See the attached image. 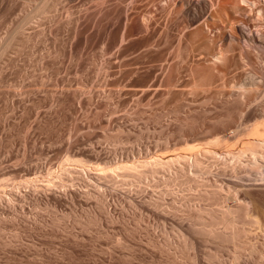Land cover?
Returning <instances> with one entry per match:
<instances>
[{
    "label": "rangeland",
    "instance_id": "rangeland-1",
    "mask_svg": "<svg viewBox=\"0 0 264 264\" xmlns=\"http://www.w3.org/2000/svg\"><path fill=\"white\" fill-rule=\"evenodd\" d=\"M185 1L0 0V264H168V252L185 259V250L192 257L197 251L205 264L228 257L225 263H238L230 245L219 251L207 241L212 246L190 244L193 251L188 247L183 253L178 221L189 208L191 213L236 203L196 197L208 183L238 189L249 185L256 192L264 184V163L257 170L241 164L233 169L227 158L229 166L223 169L224 161L213 158V163L206 155L203 165L206 161L211 166L205 163L203 178L195 174L199 180L190 175L189 183L197 180L193 185L184 180L189 172L171 178L174 169L172 174L165 168L170 176L162 169L158 177L142 180L124 176L126 183L124 177L111 183L73 171L70 181L55 184L51 179L47 191L40 187L65 163L102 167L124 158L134 163L201 147L223 154L241 138L251 137L241 129L264 118L259 114L264 47H251L238 30L257 34V43L264 42V0H190L191 11ZM217 53L221 58L214 61ZM246 79L255 85L247 84L252 89L237 97L235 85ZM218 137L221 141H215ZM162 176L173 180L165 182ZM31 179L39 186L29 185V191L26 181ZM202 181L207 185L198 186ZM249 213L239 222L249 220L238 224L247 228L246 249L250 246L245 254L250 255L244 257L254 264L249 248L259 244L264 251V217ZM177 214L183 216L176 220ZM250 218H260L259 223ZM153 239L165 248L155 241L154 252ZM204 255L210 259L205 261ZM190 256L184 264L193 261Z\"/></svg>",
    "mask_w": 264,
    "mask_h": 264
},
{
    "label": "bare ground",
    "instance_id": "bare-ground-1",
    "mask_svg": "<svg viewBox=\"0 0 264 264\" xmlns=\"http://www.w3.org/2000/svg\"><path fill=\"white\" fill-rule=\"evenodd\" d=\"M245 1V0H244ZM196 3H194V5H195ZM185 5H186V9L187 10H189V11H191V6H193V2H191L190 0H186L185 1ZM197 6V5H196ZM199 6V5H198ZM195 7V6H194ZM202 8V5L200 4V9ZM200 9H199V11H200ZM193 12V11H192ZM239 33H240V36H241V38H243L246 42H249V44L251 43V47H254V48H258V49H260V50H262L263 49V47H264V42H262V43H257V41H258V36H257V34H254V33H251V34H249L248 33V31H246L245 29H243V28H239ZM264 35V34H263ZM229 37L230 38H233V36L231 35V34H229ZM8 41V40H7ZM261 41V40H260ZM5 43H6V41H5ZM264 51V50H263ZM219 52H221V51H219ZM220 54V53H219ZM217 56H221V54L220 55H218V53H217V55H216V57ZM219 57H217L218 59H219ZM221 58V57H220ZM248 62V61H247ZM251 71V70H250ZM204 74V73H203ZM205 74H206V72H205ZM203 75V77L205 76V78H207L206 77V75ZM249 74H250V72H249ZM255 77V76H254ZM203 79V81H206L207 79H204V78H202ZM245 80V79H244ZM247 80V79H246ZM244 82V81H243ZM233 84V83H232ZM255 85V82H253L251 79L250 80H247V82L245 81L244 83H242L241 85L239 84V85H235V86H239L238 88H237V91L235 92L234 91V93H236L237 95V97H238V95H245L244 93H245V91L247 90L248 91V89L250 88V89H252L251 87H249L248 88V85ZM246 85H247V88H246ZM252 85V86H253ZM234 86V87H235ZM250 91V90H249ZM263 107L262 108H260L259 107V114L261 115V116H264V104L262 105ZM260 115L258 116V117H260ZM262 119V121H260ZM264 118H260L259 119V121L260 122H257V123H255V124H251L250 126H248V127H245V128H242L241 129V131L243 132V133H245L246 135H251V137H249V138H244V139H240L239 141H238V146L235 148V149H227V150H224L225 151V153L223 152V154H221L222 152H220L219 150H215V149H213V148H207V147H201V148H197V150L196 151H192V152H178V153H176V154H174V155H172V156H170V157H168V158H165V157H162V156H160V155H155L154 154V156H150L149 158H143V159H139V160H137V161H135L134 163L132 162H129V160H127V159H120L119 161H116V162H114V163H107L105 166H102V167H98V165L97 166H92V165H85L84 163H82V164H80V165H78V168L77 167H73V166H69V165H63L62 167H59L58 168V171H55L56 172V174H55V177H53V178H50V179H48L47 180V182H46V180L44 181V182H46V184H41L40 185V187H41V190H43V189H46V191L49 189V188H47L48 187V185H49V183L50 182H48V181H51V179H53L52 180V182L54 183L55 182V184H56V182H57V184L59 183V184H61V183H63V182H65V181H67L66 179L68 178L69 179V177L71 176V175H73V173H71V172H79V174H81V176L82 175H85L86 177H87V175L88 176H95V177H97V178H103L105 181H110L111 183L112 182H117V181H121V179L119 180V178L120 177H124V176H127V177H129V176H133L134 178H138V180H142L143 178L142 177H149V175L150 176H152L153 175V177H154V175H155V177H158L157 175L159 174V172L158 171H160V170H162V169H165V168H167V169H174L173 171H172V169H171V173L173 174V175H171V173L169 174V170L167 171V169H165L166 170V172H165V170L163 171V172H165L164 173V176H166V174L168 173L169 174V176L172 178V177H174L175 178V176L174 175H176V177H178V175L180 176V175H183V177H185L184 175H186L187 176V174H185L186 172L188 173H190L189 174V176H187L186 178H184V180H185V183H189V181H190V175L192 174L194 177H196L195 176V174L197 173V176L201 173V176H202V173H205L206 172V170L207 169H205V165L208 163V162H206L205 161V163H204V165H203V162H204V160L203 159H205V158H203L204 156H206L207 155V157L209 156L210 158H214V159H219V161L221 160L222 162L225 160V159H227L226 161H228V160H231L232 161V163H231V161L229 162L228 161V163H231V167H233V169H235V166L237 165H239V164H241L240 166H242L243 168H245V170L246 169H260V167L262 166V163H264V120H263ZM240 131V130H239ZM222 136V135H221ZM220 137V136H219ZM218 137V138H219ZM247 137V136H246ZM218 138H216L217 140H215V141H221L220 140V138L218 139ZM222 139V138H221ZM215 144H217V143H215ZM214 147V146H213ZM125 156V155H124ZM126 156H128V155H126ZM121 157V156H120ZM132 157V156H131ZM134 157V156H133ZM137 157H139V156H137ZM128 158V157H127ZM119 159V158H118ZM129 159V158H128ZM213 159V163H216L215 162V160ZM77 160V159H76ZM133 160V159H132ZM206 160H209V159H207L206 158ZM70 161H71V159H70ZM226 161H224L223 163H221L222 165L224 164L225 165V167H223V169H225L226 168V166H229V164H227V162ZM76 162V161H75ZM79 162V161H78ZM245 162V163H244ZM70 163V162H69ZM72 163V162H71ZM67 164H68V162H67ZM75 164V163H74ZM77 164V163H76ZM210 164V165H209ZM227 164V165H226ZM243 164V165H242ZM104 165V164H103ZM207 165H209V166H211V162L210 163H208ZM205 166V167H204ZM240 166H238V167H240ZM208 167V166H207ZM242 167H240V168H242ZM229 168V167H228ZM262 168L264 169V167L262 166ZM230 169V168H229ZM232 169V168H231ZM92 170H94L95 172H92ZM188 170V171H187ZM248 171V170H247ZM157 172H158V174H157ZM260 172V171H259ZM263 172V171H262ZM71 173V174H70ZM160 173H161V171H160ZM199 173V174H198ZM163 174V173H162ZM54 175V174H53ZM78 176V175H77ZM168 176V177H169ZM72 177V176H71ZM84 177V176H83ZM82 177V178H83ZM94 177V178H95ZM127 177H124L125 179H124V181H125V183H126V180H128V178ZM161 177V176H160ZM167 177V176H166ZM194 177H193V179H194ZM199 177V176H198ZM198 177H196V179H198ZM55 178H56V180H55ZM78 178H79V176H78ZM87 178H89V177H87ZM127 178V179H126ZM134 178H132V179H130L129 178V180H132V182H133V179ZM142 178V179H141ZM150 178H152V177H150ZM162 178L164 179V177L162 176ZM171 178H169V182L171 181V180H173V179H171ZM178 178H180V177H178ZM177 178V179H178ZM200 178H203V176L202 177H200ZM71 179V178H70ZM70 179H69V181H70ZM72 179H74V178H72ZM86 179V178H85ZM92 179V178H91ZM96 179V178H95ZM118 179V180H117ZM55 180V181H54ZM97 180V179H96ZM116 180V181H115ZM158 180V179H157ZM165 180V179H164ZM176 180V179H175ZM183 179L181 178V180L180 181H182ZM199 180V179H198ZM206 180V179H205ZM38 182L36 179H31V180H28V181H26L27 183H28V190H29V188L31 187V186H33V188H34V186H35V189H36V186H39V185H37L36 184V182ZM43 181V180H42ZM122 181H123V178H122ZM135 181L137 182V180L135 179ZM163 181V180H162ZM168 181H166L165 180V182H168ZM177 181H179V180H177ZM177 181H175V182H177ZM195 181H197V180H195ZM195 181H192L191 180V183H194ZM236 181V180H235ZM51 182V183H52ZM87 182H88V180H87ZM86 182V183H87ZM97 182V181H96ZM129 182H131V181H129ZM161 182V181H160ZM172 182V181H171ZM170 182V183H171ZM203 182V181H202ZM201 182V183H202ZM231 182V181H230ZM16 183V182H15ZM22 183V182H21ZM39 183V182H38ZM43 183V182H42ZM51 183H50V186H52L51 185ZM69 183V182H68ZM162 183V182H161ZM160 183V184H161ZM181 183H183V181L181 182ZM181 183H179V185L181 184ZM187 183V184H188ZM191 183H189V184H191ZM200 183V182H199ZM198 184V186L199 185H201L200 187H202V185L205 183V182H203L202 184ZM207 183V182H206ZM205 183V185H207ZM11 184V183H10ZM9 184V185H10ZM23 184V183H22ZM54 184V185H55ZM89 184H90V182H89ZM92 185H94L93 183H91ZM128 184H130V183H128ZM167 184V183H166ZM169 184V183H168ZM173 184V183H172ZM186 184V185H187ZM196 184H197V182H196ZM209 185H207L208 186V188L206 187V189H205V187H204V185H203V187H204V189L201 191V192H198L199 191V188L198 187H196V188H198V190H197V192L199 193V194H197V196L196 197H199L200 199L202 198V199H208V200H213L214 202H216L217 204H219V203H225L226 204V201L229 199V198H231L232 200L234 199L235 200V202L236 203H234V204H231V205H224V204H222V207H216L215 205V207L213 208L212 206V208H210V207H208V206H206V208H202L201 207V209H195L194 210V212H193V210L191 211V213H190V208L189 209H187V212H186V217L184 218V217H182L183 218V220L182 219H180V221H178L179 222V225H180V227L182 228V236H181V238L183 239V242L182 241H180L181 243H182V245H181V243L179 242V240H178V238H176L177 240H178V242H179V244H180V246H182V249L183 248H188V249H190V244L192 245V246H197L198 247V245L200 246L203 242H209V244H214L216 247H218V250H219V247H223V246H228L229 247V245L230 246H232L233 248L235 247L236 248V251H235V248H234V252H236V254L233 256L234 257V260L236 259L237 261H238V263L237 264H249L250 262H249V257H248V259L247 258H245L244 256L246 255L245 254V252H246V250L248 249V247L250 246V242L248 243L249 244V246L247 247V249H246V242H247V240H246V236H247V228H245L246 226H244L243 224L244 223H242L241 225H239L238 224V222H239V219H241L242 217H245L246 219L248 218L246 215H247V213H249V212H251V214H253L255 217L257 216H259L260 214H261V217H264V184H256L259 188H257V190H255V188H254V191H256V192H253L252 191V188H249L248 186H245V187H242V188H240V189H238V188H236V187H234L233 185H232V187L231 186H227L228 188H226L224 185H215V183H213V185H212V183H208ZM232 184V183H231ZM234 184V183H233ZM3 185H5V183L3 184ZM13 185L16 187V185L13 183ZM25 185V184H24ZM24 185H22V186H24ZM29 185H31V186H29ZM97 185H98V183H97ZM158 185H159V183H158ZM164 185V184H163ZM191 185H193V184H191ZM195 185V184H194ZM229 185V184H228ZM238 185H240V184H238ZM252 185H254V184H252ZM49 186V187H50ZM63 186V185H62ZM91 186V185H90ZM209 186H211V187H209ZM236 186V185H235ZM65 187H66V185H65ZM94 187V186H93ZM179 187V186H178ZM239 187V186H238ZM43 188V189H42ZM59 188V187H58ZM167 188H169V187H167ZM180 188V187H179ZM181 188H183V187H181ZM190 188H191V186H190ZM91 189H92V187H91ZM94 189H96V187L94 188ZM94 189H92V190H94ZM184 189V188H183ZM186 189V188H185ZM184 189V190H185ZM192 189V188H191ZM194 190H195V188H193ZM37 190H38V188H37ZM39 190H40V188H39ZM186 190H188V189H186ZM30 191V190H29ZM31 191H33V190H31ZM43 191H45V190H43ZM163 192H164V190H162ZM161 191V192H162ZM167 191H168V189H167ZM173 191V190H172ZM196 191V190H195ZM222 191H224V193L222 192ZM5 192H6V189H5ZM38 192V191H37ZM171 191H169V193H170ZM13 194H14V192H12ZM36 193V192H35ZM41 193H43V192H41ZM89 193V192H88ZM93 193V192H92ZM97 193V192H96ZM167 193V192H166ZM172 193V192H171ZM196 193V192H195ZM94 194V193H93ZM92 194V195H93ZM161 194V193H160ZM7 195V194H6ZM12 195V194H11ZM16 195V194H15ZM22 195V194H21ZM26 195V194H25ZM91 195V194H90ZM95 195V194H94ZM93 195V196H94ZM187 195V194H186ZM191 195V194H190ZM13 196V195H12ZM23 196V195H22ZM161 196V195H160ZM160 196H158V197H160ZM18 197H20V196H18ZM92 197V196H91ZM195 197V196H194ZM4 198V197H3ZM10 198V197H9ZM9 198H6L5 197V200L7 199H9ZM13 198V197H12ZM17 198V197H16ZM15 198V199H16ZM188 198V197H187ZM191 198V197H190ZM152 199V198H151ZM158 199V198H157ZM161 199V198H160ZM186 199V198H185ZM200 199H199V201H200ZM154 200V199H153ZM156 200V199H155ZM189 200V199H188ZM194 200H195V198H194ZM207 200V201H208ZM2 201V200H1ZM4 201V200H3ZM2 201V202H3ZM11 201V200H10ZM148 201V200H147ZM150 201V200H149ZM162 201V200H161ZM174 201V200H173ZM212 201V202H213ZM154 202V201H153ZM186 201H184V203H185ZM203 202V201H202ZM13 203V202H12ZM161 203V202H160ZM173 203H175V201L173 202ZM189 203V202H188ZM8 204V206H9V204H10V202L9 203H7ZM7 204H5V205H7ZM138 204H139V202H138ZM144 204H146V203H144ZM155 204H158V203H156V202H154L153 203V205L155 206V208H156V206L157 205H155ZM201 204V203H200ZM207 204V203H206ZM210 204V203H209ZM11 205V204H10ZM13 205V204H12ZM11 205V207H13ZM188 205V204H187ZM190 205V204H189ZM194 205H197L196 203L194 204ZM211 205H213V204H211ZM7 206V207H8ZM162 206V205H161ZM167 206V205H166ZM176 206V205H175ZM177 206H179V205H177ZM191 206V205H190ZM198 206V205H197ZM196 206V207H197ZM210 206V205H209ZM4 207V206H3ZM145 207V206H144ZM189 207V206H188ZM0 208H2V207H0ZM143 208V207H142ZM150 208V207H149ZM152 208V207H151ZM154 208V207H153ZM158 208H159V204H158ZM169 208V207H168ZM170 208H172V207H170ZM177 208V207H176ZM175 208V209H176ZM184 208V207H183ZM197 208H199V207H197ZM10 209H12V208H10ZM145 210H146V208H144ZM161 209V208H160ZM165 209V208H164ZM174 209V208H173ZM172 209V210H173ZM177 209H179V208H177ZM166 210V209H165ZM168 210V209H167ZM166 210V211H167ZM152 211V210H151ZM180 211V210H179ZM106 212V211H105ZM158 212H160V211H157V213ZM162 212V211H161ZM170 212V211H169ZM184 212H185V210H184ZM93 213H95V212H93ZM156 213V212H155ZM163 213V212H162ZM168 213V212H167ZM179 213V212H178ZM181 213H183V212H181ZM159 214V213H158ZM172 214H174V213H172ZM176 214V213H175ZM250 214V213H249ZM107 215V214H106ZM185 215V214H184ZM253 215H251V217L253 218ZM95 216V215H94ZM93 216V217H94ZM96 216H97V214H96ZM177 216H178V214H177ZM180 216V215H179ZM178 216V218L176 219V217L174 218V219H176V220H178L181 216H183V215H181L180 217ZM88 217V216H87ZM87 217H86V219H87ZM92 217V218H93ZM109 218H110V216H108ZM163 217H164V215H163ZM168 217V216H167ZM166 217V218H167ZM170 217V216H169ZM172 217V216H171ZM174 217V216H173ZM250 217V216H249ZM260 217V216H259ZM96 218H98V217H96ZM112 218V217H111ZM110 218V219H111ZM190 218H191V221H190ZM244 218V219H245ZM244 219H242L241 220V222L244 220ZM245 219V220H246ZM260 219V218H259ZM259 219L258 218H255V219H251L250 218V220H251V223H252V221H254V222H258L259 223ZM264 219V218H263ZM88 220H89V218H88ZM94 220V219H93ZM96 220V219H95ZM94 220V221H95ZM166 220V219H165ZM168 220V219H167ZM171 220V219H170ZM245 220H244V222H245ZM249 220V219H248ZM248 220H246V221H248ZM90 221H91V219H90ZM172 221V220H171ZM173 221H175V220H173ZM89 222V221H88ZM241 222H239V223H241ZM86 223V222H85ZM91 223V222H90ZM92 223H93V221H92ZM95 223V222H94ZM177 222H175L174 224H176ZM248 223V222H247ZM262 223V222H261ZM260 223V224H261ZM171 224H173L172 222H171ZM246 225V224H245ZM173 227H175L174 225H172ZM179 226H177V228H178ZM176 228V227H175ZM175 228H173V229H175ZM128 229V228H127ZM180 229V228H179ZM125 230H126V228H125ZM176 230V229H175ZM1 231V230H0ZM130 232H131V230H129ZM174 231V230H173ZM180 231H181V229H180ZM179 231V232H180ZM249 231V230H248ZM147 232V231H146ZM165 233V232H164ZM177 233V232H176ZM127 234H128V231H127ZM131 234V233H130ZM152 234V233H151ZM249 234V233H248ZM129 235V234H128ZM149 235V234H148ZM164 235V234H163ZM156 236H159V235H156ZM162 236V235H161ZM164 236H166V235H164ZM250 236V235H249ZM252 236V235H251ZM146 237V236H145ZM148 237V236H147ZM152 237V236H151ZM169 237V236H168ZM167 237V238H168ZM174 237V236H173ZM177 237H179V234H178V236ZM156 238H158V237H156ZM162 238V237H161ZM167 238H165V239H167ZM148 239V238H147ZM146 239V240H147ZM152 239V238H151ZM165 239H163V240H165ZM170 239H172V238H170ZM149 241H150V239H148ZM147 240V241H148ZM168 240V239H167ZM175 240V239H174ZM155 241H156V239H155ZM154 241V239H153V241L151 240V242L152 243H154L155 242ZM160 241V240H159ZM157 242L158 244H161L160 242ZM176 241V240H175ZM259 241H262V240H259ZM167 242H169V241H167ZM208 242H207V244H208ZM155 245H156V243H154ZM157 244V245H158ZM170 242H169V246H170ZM177 244V243H176ZM206 244V245H207ZM207 245V246H212V245ZM255 244V243H254ZM262 244L264 245V243L262 242ZM153 245V244H152ZM156 245V248H155V250L156 251H154V252H158L157 250H158V246ZM162 245V244H161ZM167 245V244H166ZM172 245V244H171ZM178 245V244H177ZM257 245H259V244H257ZM256 245V246H257ZM261 245V244H260ZM146 246V245H145ZM147 246H148V244H147ZM147 246L145 247V248H147ZM150 246V245H149ZM160 246V245H159ZM163 246V245H162ZM173 246V245H172ZM176 246V245H175ZM207 246H206V248H207ZM256 246H254V245H252V247H250L249 248V251H250V249H251V254H253L254 256H252V257H250V261H253L254 262V264L256 263V264H259V263H261V262H263L264 261V254H263V252L261 253V251L258 249V247H256ZM150 247H152V246H150ZM155 247V246H154ZM161 247V246H160ZM174 247V246H173ZM203 247V246H202ZM214 247V246H213ZM213 247H211V248H213ZM232 247H230V248H232ZM264 247V246H263ZM144 248V247H143ZM162 248V247H161ZM163 248H165L164 246H163ZM168 248V247H167ZM166 248V249H167ZM170 248V247H169ZM177 248H179V250H180V252L182 251L181 249H180V247H176V249ZM196 248V247H195ZM200 248V247H199ZM205 248V249H206ZM227 248V247H226ZM232 248V249H233ZM148 249H149V247H148ZM160 249V248H159ZM187 249V251H189ZM191 249H192V247H191ZM223 249V248H222ZM246 249V250H245ZM147 250V249H146ZM150 250H152V249H150ZM165 250V249H164ZM169 250V249H168ZM175 250V249H174ZM184 250L185 249H183V253H184ZM195 250V249H194ZM200 250V249H199ZM198 250V251H199ZM201 250H204V248L203 249H201ZM209 250V249H208ZM214 251H215V253H213V252H211V254L213 253V257L211 258V260L212 259H214V257H216V250H215V248L213 249ZM224 250V249H223ZM226 250V249H225ZM262 250V249H261ZM163 250L161 249L159 252H162ZM171 251V250H170ZM177 251H178V249H177ZM176 251V252H177ZM192 251H193V249H192ZM212 251V250H211ZM219 251H221V248H220V250ZM227 251H228V249H227ZM148 252V251H147ZM147 252H146V254H144V255H146L147 256ZM151 252V251H150ZM149 252V253H150ZM164 252V251H163ZM179 252V251H178ZM166 253V252H165ZM168 253H170L172 256H170V257H168V258H170V261H172V264H173V262L174 263H177V262H175V260H177L178 258L180 259V257L178 256V258L176 257L177 256V254H176V256L174 255L175 253H171V252H168ZM168 253H166V254H168ZM182 253V252H181ZM180 253V254H181ZM196 253H197V251H196ZM194 251H193V256L196 258V260H197V262H198V264H205L203 261H201V259L202 258H200V256L201 255H199V253H197L196 254ZM201 253V252H200ZM206 253H209V252H206ZM226 253V252H225ZM228 253H230V255H232L233 254V251L231 252H228ZM152 254V253H151ZM158 254V253H157ZM170 254H168V255H170ZM179 253H178V255H180ZM188 252L186 253V250H185V255H183V256H185V259H187V260H189V258H187V256L189 257L190 255L188 254ZM202 254V253H201ZM227 254V253H226ZM247 254L248 255H250L248 252H247ZM263 254V255H262ZM132 255V254H131ZM130 254H129V256H131ZM159 255H162V254H159ZM165 255V254H164ZM163 255V256H164ZM173 255H174V257H176V259L173 257ZM207 255V254H206ZM206 255H204V259H205V261H206V258L207 259H210V256H206ZM209 255V254H208ZM215 255V256H214ZM218 255H219V253H218ZM217 255V256H218ZM220 255H221V253H220ZM248 255H246V257L248 256ZM129 256H127L128 258L127 259H129L130 260V258H129ZM140 256V255H139ZM152 256V255H151ZM181 256V258L183 257L182 256V254L180 255ZM206 256V257H205ZM92 257H94V256H92ZM133 256H131V258H132ZM138 257V256H137ZM148 257H149V255H148ZM155 257H156V255H155ZM159 257V256H158ZM160 257H162V256H160ZM159 257V259L158 260H160L161 259V261L162 260H164V259H162V258H160ZM166 257V256H165ZM164 257V258H165ZM172 257H173V259H172ZM191 258H193V261H194V257H192V255L190 256ZM222 257V256H221ZM225 257H228V256H226L225 255ZM232 257V256H231ZM232 257V258H233ZM90 258V257H89ZM133 258H135V257H133ZM143 258V257H142ZM141 258V259H142ZM151 258H154V257H151ZM217 258H220V257H217ZM230 257H228V259H229ZM93 259V258H92ZM124 259H126V258H124ZM126 259V260H127ZM166 259V258H165ZM172 259V260H171ZM178 259V260H179ZM183 259H184V257H183ZM183 259H180V261L181 262H183V264H184V261H185V259L183 260ZM222 259H223V257H222ZM226 260H227V262H229L230 260H231V258H230V260H228L227 258H225ZM243 259H245L244 261H243ZM94 260V259H93ZM133 260V259H132ZM144 260V259H143ZM153 259H151V261H152ZM157 260V259H156ZM157 260V261H158ZM216 260V259H215ZM215 260H213L214 262H215ZM221 260V259H220ZM219 259L217 260V262L218 261H220ZM226 260H224V261H226ZM134 261V260H133ZM139 261V260H138ZM155 261V260H154ZM168 261V260H167ZM170 261H168L169 263H170ZM192 261V260H191ZM192 261V262H193ZM203 262V263H200V262ZM209 261V260H208ZM207 261V263L208 264H210L209 262ZM218 262L219 264H228L227 262L225 263V262ZM95 262V261H94ZM127 262V261H126ZM143 262V261H142ZM147 262V261H146ZM145 262V263H146ZM150 262V261H149ZM153 262V261H152ZM151 262V264H153ZM163 262V261H162ZM166 262V261H165ZM181 262L179 263V264H181ZM190 262V261H189ZM189 262H187V264L189 263ZM191 262V263H192ZM195 262V261H194ZM197 262H195L196 264H197ZM211 262V261H210ZM214 262H212L213 264H215ZM216 262V263H217ZM232 264L234 263L233 262V259H232ZM130 263H132V262H130ZM141 263V262H140ZM156 263H158V262H156ZM168 263V264H169ZM177 263V264H178ZM185 263H186V261H185ZM191 263H189V264H191ZM194 263V264H195ZM206 263V264H207ZM125 264V263H124ZM127 264V263H126ZM148 264V263H147ZM155 264V263H154ZM160 264V263H159ZM162 264V263H161ZM193 264V263H192ZM235 264V263H234Z\"/></svg>",
    "mask_w": 264,
    "mask_h": 264
},
{
    "label": "clouds",
    "instance_id": "clouds-1",
    "mask_svg": "<svg viewBox=\"0 0 264 264\" xmlns=\"http://www.w3.org/2000/svg\"><path fill=\"white\" fill-rule=\"evenodd\" d=\"M213 60L216 61L217 60V57H213Z\"/></svg>",
    "mask_w": 264,
    "mask_h": 264
}]
</instances>
